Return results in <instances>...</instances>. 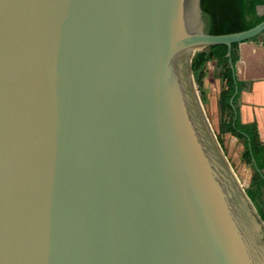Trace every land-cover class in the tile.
I'll list each match as a JSON object with an SVG mask.
<instances>
[{
    "label": "water",
    "instance_id": "obj_1",
    "mask_svg": "<svg viewBox=\"0 0 264 264\" xmlns=\"http://www.w3.org/2000/svg\"><path fill=\"white\" fill-rule=\"evenodd\" d=\"M263 31L212 34L200 0H0V264H264L190 68L225 44L234 72Z\"/></svg>",
    "mask_w": 264,
    "mask_h": 264
},
{
    "label": "trees",
    "instance_id": "obj_2",
    "mask_svg": "<svg viewBox=\"0 0 264 264\" xmlns=\"http://www.w3.org/2000/svg\"><path fill=\"white\" fill-rule=\"evenodd\" d=\"M200 2L208 16V31L212 34L242 31L264 19V11H260L264 0H200ZM256 37L231 44L230 59L234 72L229 64L228 48L225 44L212 45L205 50L195 52L190 61V68L196 87L201 92L206 62L214 60L218 66L223 67L222 78L225 87L219 94L220 112L229 116L227 130L243 140L244 155L247 160L253 165V158L261 171L264 167V147L259 139L256 125L255 123L243 124L236 107L239 91L245 80L264 76V39L258 44ZM235 86L238 91L233 98L234 111L229 100ZM253 168L259 183H264V173L259 172L254 165ZM244 190L264 222V215L255 193L251 189Z\"/></svg>",
    "mask_w": 264,
    "mask_h": 264
},
{
    "label": "rangeland",
    "instance_id": "obj_3",
    "mask_svg": "<svg viewBox=\"0 0 264 264\" xmlns=\"http://www.w3.org/2000/svg\"><path fill=\"white\" fill-rule=\"evenodd\" d=\"M260 11H264V5L260 6ZM222 72L223 67L218 66L215 61H211V63L210 60L207 61L201 92L197 87L196 89L205 115L224 155L242 187L251 189L255 193L264 215V183H259L252 163L244 155L243 140L227 130L229 116L222 114L219 109V94L225 87ZM261 172H264V168Z\"/></svg>",
    "mask_w": 264,
    "mask_h": 264
},
{
    "label": "crops",
    "instance_id": "obj_4",
    "mask_svg": "<svg viewBox=\"0 0 264 264\" xmlns=\"http://www.w3.org/2000/svg\"><path fill=\"white\" fill-rule=\"evenodd\" d=\"M262 39H264V31L256 37V42L259 44ZM211 61L214 60H210V63ZM236 107L243 124L255 123L264 147V76L245 80L239 91Z\"/></svg>",
    "mask_w": 264,
    "mask_h": 264
}]
</instances>
